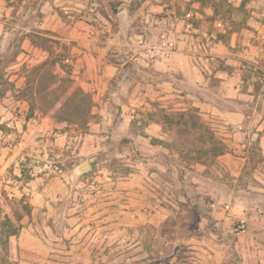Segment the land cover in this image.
<instances>
[{
  "label": "rangeland",
  "instance_id": "obj_1",
  "mask_svg": "<svg viewBox=\"0 0 264 264\" xmlns=\"http://www.w3.org/2000/svg\"><path fill=\"white\" fill-rule=\"evenodd\" d=\"M203 2L0 0V216L31 206L9 264H264V0ZM180 43L192 72L156 64ZM178 111L222 154L180 152L207 143Z\"/></svg>",
  "mask_w": 264,
  "mask_h": 264
},
{
  "label": "trees",
  "instance_id": "obj_2",
  "mask_svg": "<svg viewBox=\"0 0 264 264\" xmlns=\"http://www.w3.org/2000/svg\"><path fill=\"white\" fill-rule=\"evenodd\" d=\"M210 10L212 20H215L217 17L222 21L231 20V16L233 13L239 12L243 7V4H240L238 8H234L232 5L228 3V0H223V2L213 3V0H210ZM198 4L202 6L204 4L203 0H198ZM238 26V24H236ZM237 31L234 30V32ZM195 111V109H193ZM31 117V114L28 115V118ZM164 120L166 123H173L177 126H181L182 129L190 130L193 132L197 131L199 134L205 137V142L207 143V147L202 148H191L187 146V144H179L177 148L180 152H190L191 149H195L194 151L200 153L205 158H211L214 160L216 157L222 154L221 144L218 142L217 138L214 136L212 128L202 122L198 117L194 115V113L188 112H174L173 114H169L164 116ZM195 138H197L195 136ZM205 164V162H201ZM12 219L7 216H0V253L4 256V261L9 264L8 260H6L8 255V244L9 239L11 237H15L19 234L21 230V220L23 217L28 216L30 214L31 206L24 199H16L12 198L10 200Z\"/></svg>",
  "mask_w": 264,
  "mask_h": 264
},
{
  "label": "crops",
  "instance_id": "obj_3",
  "mask_svg": "<svg viewBox=\"0 0 264 264\" xmlns=\"http://www.w3.org/2000/svg\"><path fill=\"white\" fill-rule=\"evenodd\" d=\"M182 43L178 44V46L174 48H164L165 52H169L167 56H165L163 53L158 57L156 55L155 62L156 64H159L161 68H166L168 70H176L179 69L184 72V74L192 72L194 69L189 66V61L187 55L184 56V54H187V50L183 49ZM183 58L185 60H183ZM179 65V66H178ZM169 67V68H168ZM190 85V84H189ZM229 95L238 96V91L234 89V87L230 86L228 89ZM192 98H197L195 96H192ZM199 99V98H198ZM199 105L202 106V102L199 100ZM260 146L262 147V154L264 155V135L260 137Z\"/></svg>",
  "mask_w": 264,
  "mask_h": 264
},
{
  "label": "water",
  "instance_id": "obj_4",
  "mask_svg": "<svg viewBox=\"0 0 264 264\" xmlns=\"http://www.w3.org/2000/svg\"><path fill=\"white\" fill-rule=\"evenodd\" d=\"M88 169H89V164H88V162H84L83 164L79 165V166L76 168V173H77V174H80V173L86 172Z\"/></svg>",
  "mask_w": 264,
  "mask_h": 264
},
{
  "label": "built area",
  "instance_id": "obj_5",
  "mask_svg": "<svg viewBox=\"0 0 264 264\" xmlns=\"http://www.w3.org/2000/svg\"><path fill=\"white\" fill-rule=\"evenodd\" d=\"M218 25H221V24H220V23H218ZM169 46H173V44H172V43H169ZM169 46H168V48H170Z\"/></svg>",
  "mask_w": 264,
  "mask_h": 264
}]
</instances>
